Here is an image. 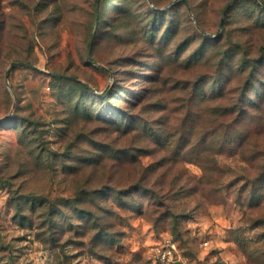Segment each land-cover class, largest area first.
<instances>
[{"label": "rangeland", "instance_id": "374dc122", "mask_svg": "<svg viewBox=\"0 0 264 264\" xmlns=\"http://www.w3.org/2000/svg\"><path fill=\"white\" fill-rule=\"evenodd\" d=\"M96 1L0 0V264H163L167 239L191 264H264V9ZM204 36L218 42L197 60ZM235 43L254 87L236 66L225 81Z\"/></svg>", "mask_w": 264, "mask_h": 264}, {"label": "trees", "instance_id": "16d2710c", "mask_svg": "<svg viewBox=\"0 0 264 264\" xmlns=\"http://www.w3.org/2000/svg\"><path fill=\"white\" fill-rule=\"evenodd\" d=\"M188 0H184L183 2H187ZM252 2H254V4L260 8V9H264V4L260 1H257V0H251ZM156 7L155 8H152L151 9V12L153 13V21H154V25L156 24V19L159 18V15H163L164 13H167L166 11H160L161 9L158 7L159 5L156 4L155 5ZM100 20V21H99ZM197 20L199 21L198 24H200V19L197 18ZM96 22L97 24H100L101 23V18L100 17H96ZM224 24H225V21H224ZM153 25V26H154ZM202 26V25H200ZM197 29V28H196ZM156 30L155 27L153 28H149L147 30V34H151V36H153V31ZM204 40L202 41L201 43V46L200 48L194 52V56L197 60H199L200 58H202L205 54V50L209 47H211L212 45H214L215 43L218 42V39H211L207 36H204ZM94 39V35H92V39H91V42L92 40ZM91 42H90V45H91ZM241 48V44L240 43H235V46L233 47H229L227 48V52L225 53L224 52V57H222V60L221 62L225 63L226 62V65L227 67L225 68L224 70V73H225V81H227L226 79H228L229 81V78H230V71L231 70H234L233 68H235L234 66H236L237 70H247V72H249L248 74V79L245 80V84H244V88H250L251 86H255V82L252 80L253 79V76H255V67H256V64H255V58L244 53V57H242L241 59V62L239 64H232L230 61L226 60V57L225 56H232V57H236L238 55V51L237 49ZM200 52V53H199ZM27 66L29 67H32V68H37L32 62H28L27 61ZM55 72V71H54ZM56 73H59V74H65V75H70L68 73H64V72H60V71H56L55 73L53 74H50L52 76L53 79L55 80H58V81H67V82H71L72 84H75V85H78L80 86L82 89H86V90H92L96 93V89L91 86L88 82L84 81L83 79H80L79 77L77 76H73V75H70L72 77H67V76H61V75H58ZM223 73V74H224ZM222 75H218V77H214L213 79H211L210 83H207L206 86L207 87H211L213 90H218L220 92H223V90L225 89L224 87V84H225V81L223 82V79L221 78ZM253 86V87H254ZM107 95V92H103L102 95L99 94V96L101 97H104ZM249 94L248 93H244V96L242 97V101L238 102V108L239 110L241 111V114L244 115L245 112H246V109H245V105L248 104L247 101H246V98ZM255 103V102H254ZM255 105V104H254ZM120 198V197H119ZM122 198V197H121ZM72 201H74V206H76L77 209H80L82 210V212H84L85 214H88L91 218V220L93 221H97V217L99 216L98 214H95L93 213V211L89 210V209H83L80 207V201H83L84 200V197L82 196V194L79 192L77 193L76 197L71 199ZM46 202V197L43 196V195H35V194H26L22 197L21 199V196L18 197L17 199V204L18 205H22L23 203H31V206L33 207L35 204L38 203V205L40 204H44ZM124 203V201H123ZM21 208V207H19ZM57 207H54L52 205L51 207V212H50V221H53L54 218H53V214H57L59 213L58 209H56ZM54 223V221H53Z\"/></svg>", "mask_w": 264, "mask_h": 264}, {"label": "built area", "instance_id": "2783aa9c", "mask_svg": "<svg viewBox=\"0 0 264 264\" xmlns=\"http://www.w3.org/2000/svg\"><path fill=\"white\" fill-rule=\"evenodd\" d=\"M153 250L156 257L163 264H191L189 260L181 255L178 245L173 239L165 240L154 247Z\"/></svg>", "mask_w": 264, "mask_h": 264}, {"label": "water", "instance_id": "95a60500", "mask_svg": "<svg viewBox=\"0 0 264 264\" xmlns=\"http://www.w3.org/2000/svg\"><path fill=\"white\" fill-rule=\"evenodd\" d=\"M98 4H99V0L96 1V5H97V6H98ZM171 4H173V3H171ZM166 7H167V6H166ZM166 7H164V8H166ZM222 26H223V19H222V23H221V27H222ZM92 45H93V40H92V42H91L90 49H89V55H88L90 60H91V48H92ZM17 64H24V63H22V62H17V61L12 62L10 68H12L13 66H15V65H17ZM9 71H10V69L7 71V84H8V85H9V80H8V74H9ZM56 74L61 75V76L72 77V76H70V75H65V74H59V73H56Z\"/></svg>", "mask_w": 264, "mask_h": 264}]
</instances>
